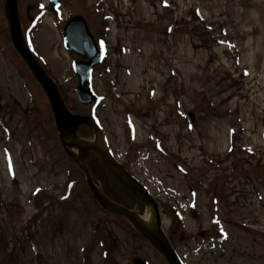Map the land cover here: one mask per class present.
I'll list each match as a JSON object with an SVG mask.
<instances>
[{"label":"rangeland","instance_id":"rangeland-1","mask_svg":"<svg viewBox=\"0 0 264 264\" xmlns=\"http://www.w3.org/2000/svg\"><path fill=\"white\" fill-rule=\"evenodd\" d=\"M61 1L57 19L47 0H18L23 43L158 201L183 264H264V0ZM67 14L103 44L90 106L73 93ZM75 139L96 140L84 125ZM77 153L62 145L0 0V264H130L132 253L169 264L102 210ZM86 163L110 199L146 213L94 156Z\"/></svg>","mask_w":264,"mask_h":264},{"label":"water","instance_id":"water-1","mask_svg":"<svg viewBox=\"0 0 264 264\" xmlns=\"http://www.w3.org/2000/svg\"><path fill=\"white\" fill-rule=\"evenodd\" d=\"M7 11L9 15L10 30L12 34L13 45L15 49L20 53L23 59L28 64L29 68L43 87L54 113L56 127L60 134V137L65 145L73 146L72 143H65L63 140V134L65 131H69L74 135L76 128L79 124L88 123V119L82 116L72 115L59 95L57 87L53 81L46 75L41 66L37 63L31 53L25 48L22 43L21 36L19 34V18H18V7L17 0H5ZM53 3L52 9L54 10L57 2L51 0ZM65 45L68 49L73 50L81 58L88 59V62L78 61L74 64L75 71L79 77L80 83L74 90L77 99L83 104H89L95 96L90 89H86L87 84L90 83V73L92 68L99 62L100 54L96 47V44L88 31L87 24L84 19L80 16H75L69 20L63 30ZM96 145L88 146H76L79 152V161L82 170L85 172L87 177L88 185L91 190L95 193L99 203L102 207L115 212L128 219L139 231L152 242L169 260L171 264H180L177 255L169 245L165 236L160 230V216L157 203L155 200L141 187L135 179H133L107 152L103 146L101 140ZM88 149H95L97 157L106 169L114 176L118 182L124 187L133 192L136 196L145 202L151 204L154 214L155 221L151 227L145 225L143 221L137 216V214L127 208H124L118 204H115L108 200L103 195L97 193L89 171L87 170L81 154L86 152ZM132 264H145L143 260L133 255Z\"/></svg>","mask_w":264,"mask_h":264},{"label":"bare ground","instance_id":"bare-ground-1","mask_svg":"<svg viewBox=\"0 0 264 264\" xmlns=\"http://www.w3.org/2000/svg\"><path fill=\"white\" fill-rule=\"evenodd\" d=\"M64 139H65L66 142L72 143L73 144L72 148L74 150L75 149L77 150V147L76 146H78L80 143L77 141V139H75V137L72 134L66 132L64 134ZM98 140L99 139H97L96 141H98ZM139 217L148 226H151L154 223V221H155L154 212H153V210H152V208H151V206L149 204L147 206L146 213L144 215H139Z\"/></svg>","mask_w":264,"mask_h":264},{"label":"snow or ice","instance_id":"snow-or-ice-1","mask_svg":"<svg viewBox=\"0 0 264 264\" xmlns=\"http://www.w3.org/2000/svg\"><path fill=\"white\" fill-rule=\"evenodd\" d=\"M101 51H103V44H101Z\"/></svg>","mask_w":264,"mask_h":264}]
</instances>
